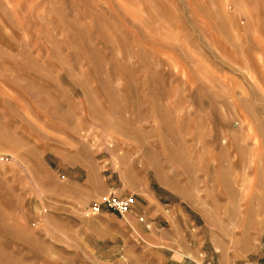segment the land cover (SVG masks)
Instances as JSON below:
<instances>
[{"label": "rangeland", "instance_id": "374dc122", "mask_svg": "<svg viewBox=\"0 0 264 264\" xmlns=\"http://www.w3.org/2000/svg\"><path fill=\"white\" fill-rule=\"evenodd\" d=\"M263 241L264 0H0V264H260Z\"/></svg>", "mask_w": 264, "mask_h": 264}, {"label": "built area", "instance_id": "2783aa9c", "mask_svg": "<svg viewBox=\"0 0 264 264\" xmlns=\"http://www.w3.org/2000/svg\"><path fill=\"white\" fill-rule=\"evenodd\" d=\"M105 203L110 210L116 211L119 214L129 213L134 207L135 200L133 196L115 197L109 196ZM93 213L99 212V205H94L91 209ZM263 256L260 260V264H264V241L262 245Z\"/></svg>", "mask_w": 264, "mask_h": 264}, {"label": "crops", "instance_id": "0c3cea01", "mask_svg": "<svg viewBox=\"0 0 264 264\" xmlns=\"http://www.w3.org/2000/svg\"><path fill=\"white\" fill-rule=\"evenodd\" d=\"M150 207H153L154 209H153V213H155V215H158V214H161V211H166V212H168V211H170L171 209L170 208H168V210H165V209H162L161 211H160V208L156 205V204H152V205H150ZM143 212H144V214H146V216L147 217H151L150 218V221H151V223H153L154 225H155V216H152V210H143Z\"/></svg>", "mask_w": 264, "mask_h": 264}]
</instances>
